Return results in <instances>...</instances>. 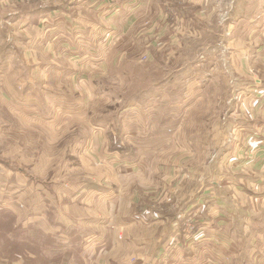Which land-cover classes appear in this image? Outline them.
I'll use <instances>...</instances> for the list:
<instances>
[{"label": "rangeland", "instance_id": "obj_1", "mask_svg": "<svg viewBox=\"0 0 264 264\" xmlns=\"http://www.w3.org/2000/svg\"><path fill=\"white\" fill-rule=\"evenodd\" d=\"M119 24L101 48L27 71L15 107L0 99V264H138L136 238L170 212L183 219L168 245L199 252L201 209L184 206L240 171L222 157L231 116L264 108V67L242 63L264 42V0H130ZM250 255L264 264L259 241Z\"/></svg>", "mask_w": 264, "mask_h": 264}, {"label": "crops", "instance_id": "obj_2", "mask_svg": "<svg viewBox=\"0 0 264 264\" xmlns=\"http://www.w3.org/2000/svg\"><path fill=\"white\" fill-rule=\"evenodd\" d=\"M127 1L130 0H47L40 3L0 0V99L15 107L20 96H27L25 86L27 77H30L27 71L43 66L50 68L56 61L63 63L67 53L101 48L106 40L102 32L114 29V20L120 19L118 29L123 33L124 4ZM107 4L117 5L119 13L115 15L104 11ZM106 25L110 28H106ZM254 49L251 60L244 58L242 61L244 67L254 66L255 63L259 68L264 67V63L257 61L260 54H264V42ZM54 54L56 57L52 60ZM73 56L79 66V59ZM41 57L46 59L42 60ZM9 77L12 78L10 82ZM259 80L261 88L253 89L255 98L251 102H264V73H261ZM27 81L30 82V79ZM13 84L26 91L23 90L19 96L18 92L11 91ZM242 101L245 100L238 97V102ZM244 113L231 116L229 129L236 139L227 142L231 151L222 157V160H232L237 164L240 169L238 175L225 174L223 180L229 183L219 184L211 190L205 189L196 202L184 206L187 212L197 207L201 209L199 218L203 232L199 239V252L191 245H181L182 249H177L174 243L168 245L169 239H173L171 236L175 227L183 219L170 212L167 216L161 215V222L152 225V239L149 236L136 238L132 252L126 253L124 259L133 255L138 264H252L247 262L251 257L250 251H256L257 241L264 246V238L253 242L245 231L252 218L256 222L254 215L259 208L258 213H264V108L257 111L255 108L245 109ZM236 127L237 131H233ZM124 165L131 164L124 160ZM101 190L104 189L96 190L94 194H100ZM114 191L119 190L111 192ZM109 206L110 211L116 209V205ZM112 252L111 248L107 255ZM106 259L113 264L111 256Z\"/></svg>", "mask_w": 264, "mask_h": 264}, {"label": "built area", "instance_id": "obj_3", "mask_svg": "<svg viewBox=\"0 0 264 264\" xmlns=\"http://www.w3.org/2000/svg\"><path fill=\"white\" fill-rule=\"evenodd\" d=\"M28 1H35V0H28Z\"/></svg>", "mask_w": 264, "mask_h": 264}]
</instances>
